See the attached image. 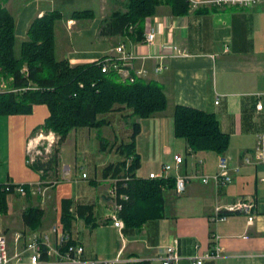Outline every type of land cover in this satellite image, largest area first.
I'll list each match as a JSON object with an SVG mask.
<instances>
[{"label":"crops","instance_id":"0c3cea01","mask_svg":"<svg viewBox=\"0 0 264 264\" xmlns=\"http://www.w3.org/2000/svg\"><path fill=\"white\" fill-rule=\"evenodd\" d=\"M68 1H83L88 6L86 10L90 11L89 5L96 4L99 17L93 11L91 18L83 20H71L67 17L69 14H62L64 17L54 25L56 59L82 65L105 57L119 60L123 54H129L132 58L120 63L129 66L131 76L159 84L167 98V107L162 113L140 120L131 116L129 109L119 106L100 116L107 121L106 125L70 131L59 147L57 176L76 173L79 160L89 161L87 140L79 141L77 137L73 145L74 161L66 155L69 136L80 133L84 138L87 133L94 139V178L89 179L85 173L87 178L83 179L82 172L81 179L71 180L69 175L64 183L51 187L50 194L47 192L46 200L50 199L47 203L31 194L29 197L7 195V203L15 206L17 216L7 220L8 214H0V233L11 238L16 232L25 236L47 232L53 224L61 223L62 202L69 200V211L74 216L70 234L84 247L87 259L111 261L119 257L121 261L115 264H161L157 259L160 249L174 239L179 256L177 264H195L196 257L210 251L211 234L216 233L220 237L223 256L204 260L202 264H264V164H242L243 156L252 154L256 137L264 134V0L248 9L190 10L180 17L172 16L167 7L159 6L156 13L143 22V37L149 28L155 31V40L150 46L135 43L129 36L100 34L102 20L115 11L124 12L127 0ZM52 2L54 0L49 3ZM11 3L8 0L4 7L8 9ZM45 8L41 2L26 4L21 11L17 7L15 11L14 6L10 8L16 14L10 12L15 17V33L19 40L26 39L34 18L49 12ZM119 46L123 53L116 51ZM172 47L185 55H177ZM225 48L228 49L226 52ZM159 64L164 70L156 73ZM139 70H144L145 75L137 76ZM258 102L262 104L261 109L256 108ZM175 106L213 114L220 130L230 138L224 154L231 158L232 164H241V171L225 186L203 184L195 179L186 185L182 195H176L173 190L166 191L161 218L146 221L140 229L124 226L119 229L108 218L112 211L108 197L112 177L111 174L103 177L102 170L123 160L118 146L130 141L134 123L140 126L135 138V151L140 159L136 176L145 179L154 170L151 168L144 173L142 165L152 164L158 157L165 159L162 164L171 163L176 154L184 157L181 173L211 175L216 172L218 155L190 153L186 141L178 139L183 141L179 142L174 137ZM47 117V107L36 105L31 115L7 118L15 121V126H3L6 145L0 162L5 165L7 182L34 184L41 180V174L27 164L26 143ZM29 119L33 122L22 126ZM179 145L181 147L177 148ZM242 200L255 204L256 217L252 224L239 213L227 214L224 222L210 223L216 205L227 206ZM79 205L91 207V212L78 216ZM31 208H39L43 215L34 232L22 220L23 213Z\"/></svg>","mask_w":264,"mask_h":264},{"label":"trees","instance_id":"16d2710c","mask_svg":"<svg viewBox=\"0 0 264 264\" xmlns=\"http://www.w3.org/2000/svg\"><path fill=\"white\" fill-rule=\"evenodd\" d=\"M7 1L0 0V77L10 81L9 88L17 91H0V117L31 115L34 106L47 107L48 117L34 131L42 129L55 133L59 146L46 163L37 160L30 166L34 171H43L41 180L51 178L46 172L52 168L54 173L57 172L59 147L70 131L106 125L107 121L100 119V116L119 106L129 109L130 115L140 120L166 110L167 98L159 84L137 78L132 83L122 81L112 68L102 72L104 58L82 65L57 60L54 25L64 16L56 10L34 18L27 29L26 39L19 40L15 33V17L4 7ZM159 6L167 7L174 17L184 16L190 11L184 0H127L124 12L115 11L102 20L100 34L106 37L129 36L135 43L141 42L143 22L152 17ZM92 16V11L84 10L73 11L67 17L83 20ZM17 40L20 41L18 50ZM132 127L130 141L118 146L123 160L105 166L102 176L111 174L112 178L128 179L119 182L117 187L119 194L128 197L119 201L122 205L119 217L124 227L140 229L146 221L163 216L164 194L174 188L175 181L173 178L148 180L136 176L140 159L135 151V138L140 126L134 123ZM173 135L177 139H184L189 152L194 154H224L230 141L229 136L220 130L213 114L185 106L174 108ZM129 158L131 161L128 165ZM22 185L25 186L26 195L31 196L29 185ZM3 187L0 185V214L7 212L6 198L9 195ZM69 207V200H63L61 223L64 230L70 233L74 216ZM86 212H91V207L77 206L78 216L82 217ZM42 216L39 208H31L23 213L22 220L34 232L40 226ZM85 220L89 223L88 217Z\"/></svg>","mask_w":264,"mask_h":264},{"label":"built area","instance_id":"2783aa9c","mask_svg":"<svg viewBox=\"0 0 264 264\" xmlns=\"http://www.w3.org/2000/svg\"><path fill=\"white\" fill-rule=\"evenodd\" d=\"M188 3L191 11L198 9L211 8H226L238 7L248 9L258 5L262 0H184ZM155 40V31L152 28L145 33L141 43L148 46L152 45ZM177 55H185L183 51L176 47L171 48ZM228 49L225 48L226 52ZM118 53H123L122 46L116 48ZM214 55H212V58ZM132 56L123 54L119 60L106 58L101 64V71L107 72L110 68L114 69L122 81L132 83L136 77L129 73V66L121 64V60H129ZM160 59V58H159ZM164 70V66L159 64L155 68V72L159 73ZM144 70H139L137 76L145 75ZM17 91L8 88L5 80L0 79V91ZM261 95V94H258ZM218 100L215 101V104ZM257 109L262 108L260 102L256 105ZM58 136L51 132L40 130L36 134H32L26 143L27 164L33 166L37 160L42 164L46 163L41 160L42 156L50 152L51 147L58 143ZM43 141V142H41ZM45 143L43 150L39 149V143ZM40 143V144H41ZM183 155H174L171 163L162 164L159 171H151L146 179L148 180H167L173 178L175 181L172 189L176 195H182L185 192L186 185L191 181L198 179L203 184L212 183L216 187L225 186L233 182V179L241 171V164H232L231 158L226 154L218 155L216 172L211 175H203L198 173L186 174L181 173L183 164ZM131 159H127L129 165ZM202 163L201 160L198 161ZM243 165H263L264 164V134L258 135L255 140V145L252 154L244 155L242 158ZM39 173L43 175V171ZM82 178L86 179L85 173ZM128 180L122 177L111 178L109 180L110 188L108 189V197L112 204V211L108 214V218L112 220L113 225L122 229L124 224L119 217V212L122 205L119 201H124L128 197L125 194L118 193V183H123ZM56 180H40L34 184H29L28 188L31 195H40L41 202H44V197ZM4 190L9 194H18L26 196L25 186L22 184H14L7 182L4 185ZM239 213L246 217L247 223L252 224L254 221L255 204L252 201H238L227 206L216 205L209 219L210 223L217 224L224 222L227 219V214ZM220 237L216 233L211 234L210 251L196 257L195 264H202L204 260L219 259L223 256V250L219 241ZM176 242L172 239L160 249L158 261L161 264H177L179 256L176 251ZM119 257L111 261H100L96 259H87L84 257V247L74 240L69 232L64 230L62 223L53 224L47 232L32 233L27 236L22 232H16L8 239L3 233H0V264H115L120 262Z\"/></svg>","mask_w":264,"mask_h":264},{"label":"rangeland","instance_id":"374dc122","mask_svg":"<svg viewBox=\"0 0 264 264\" xmlns=\"http://www.w3.org/2000/svg\"><path fill=\"white\" fill-rule=\"evenodd\" d=\"M9 2H12L11 3L12 4L11 6H7V8L9 9L10 12H11V9L10 8L13 7V6L15 8V11H16V7H17L18 11H21L22 8L24 7V5H26V4L33 5L34 2H36V3L41 2V3H43V6L46 7L45 8V11L47 10V11L50 12V11L56 10V11L62 13V14H70L73 11H84V10L88 9V6L83 1L82 2L80 1L79 2V1H68V0H59V1H55L54 0V2L49 3L50 0H13V1L12 0H9ZM89 6H90V9H92V11L95 13V15L97 17H99V12H98V9L96 8L97 5L96 4H93V5H89ZM13 15L15 16L16 14L14 13ZM19 44H20V41L17 40L16 50H18ZM106 58L107 57H105L104 59H106ZM1 78L2 77H0V79ZM2 79L5 80L4 78H2ZM5 81H6L7 85H9V82L10 81H7V80H5ZM8 88H9V86H8ZM18 116H20V115H18ZM31 118H33V117H31ZM26 122H28V123L25 124V125H22V126H28V124H30V123L33 122V119H29V121L26 120ZM13 125L15 126V121L8 120L7 117H0V160H1V158L5 154V145H6V136H5V133H4L3 126H13ZM39 126H41V125H39ZM132 129H133V127H132ZM40 130H42V129H37L36 131H34L33 135L36 134V133H38ZM45 132H47V131H45ZM96 134L97 135H100L101 133H96ZM75 137H77V140H79V141L81 139L87 140V144L88 145L86 147V150H87V152L89 153V156H90L89 161L88 162H84L82 160L81 161L79 160V164H78V168L76 170V173L64 174V175L58 176V178L56 177V175L58 174V172L55 171V173H54V168H52L51 171H47L46 174L51 177V178H49L50 181L51 180L54 181L57 178L56 181L58 183L56 185H53L52 186L53 188H55L56 186H58L61 183H64L67 180V178L70 177V176H71V180L72 179H75V180L81 179L82 172L83 173H86L89 176V179H93L94 178V164H95V162H94L95 161V158L94 157H95V155H94V152L92 151L94 149L93 146H92L94 139H92V136H89L88 137V134L87 133H85L84 138H82V135L80 133H78L76 135L75 134H71L69 136V138H68L67 143H66V147H67L66 152L68 153L66 155H68L69 160L71 162L74 161L73 160V157H74L73 145H74V139H75ZM178 141L179 142H183L182 140H178ZM41 142H43V141H41ZM40 143H39L38 147H39V149L43 150V148L46 145H45V143H41V144ZM58 146H59L58 143H55L51 147L50 152L47 153V155L41 157V160H45V162H47L49 160V157H51V155L53 154V152L56 149H58ZM109 146L110 145H108V147ZM180 147H181V145H179L177 148H180ZM164 162H165V159L163 157H158L157 159H155V161L152 164L142 165L141 166L142 167L141 169H142V171L144 173H148V171L151 168L154 171H159L160 170V167H161L160 165L162 163H164ZM54 174H55V176H54ZM6 183H7V178H6L5 165L4 164H1V162H0V185L3 186ZM53 188L48 189V194H50V192L52 191ZM48 194L45 195L44 201L47 199ZM35 197L36 198H39V200L41 199V196L40 195H36ZM48 200H50V199H48ZM48 200H46L45 202L47 203ZM8 210H10V211L9 212H5V213H2V215L5 216L6 214H8V215H6V216H8L7 220L8 219L9 220L14 219L17 215H16V211H15V206L11 202H10V204L7 203V211ZM8 239H10V237H8Z\"/></svg>","mask_w":264,"mask_h":264},{"label":"clouds","instance_id":"9594fccd","mask_svg":"<svg viewBox=\"0 0 264 264\" xmlns=\"http://www.w3.org/2000/svg\"><path fill=\"white\" fill-rule=\"evenodd\" d=\"M29 185V184H28ZM41 200V199H40Z\"/></svg>","mask_w":264,"mask_h":264}]
</instances>
